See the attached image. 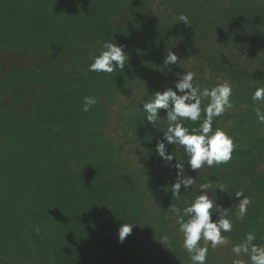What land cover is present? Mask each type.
Returning a JSON list of instances; mask_svg holds the SVG:
<instances>
[{
  "label": "rangeland",
  "instance_id": "374dc122",
  "mask_svg": "<svg viewBox=\"0 0 264 264\" xmlns=\"http://www.w3.org/2000/svg\"><path fill=\"white\" fill-rule=\"evenodd\" d=\"M21 1L26 6L34 2ZM63 1L67 8L59 19L65 29L76 31L79 37L63 53L41 57L29 50L0 47V204L7 210L6 214L0 212V264H111L113 256L110 259L105 249L112 243V235L118 236L122 223L137 225L133 217L125 214L133 208L127 194L122 192L116 200L107 196L106 204L100 205L97 190L102 192L105 187L79 186L85 184L82 181L87 171L97 162L98 150L91 154L87 149L88 131L106 141L105 153L118 174L111 189L135 190L139 195L142 214L138 221L146 237L143 246L152 249V264H192L183 248V234L171 206L182 209L195 199L204 180L198 177L201 172L208 180L226 186L228 194H223L217 203L231 209L228 218L233 221L232 231L222 232L227 241L224 245L213 249L210 242H200L209 248L206 264H233L234 260L250 264L247 256H236L232 247L249 232L257 236L254 243L264 247V187L261 192L256 190L264 183V124L257 121L253 111L254 108L264 111V103L252 100L255 90L264 87V18L257 21L254 25L257 31L252 32L251 26L237 15L244 7L264 11V0ZM182 7L191 9L189 13L194 15L218 11L212 14L223 18H216L204 28V25L200 29L194 27L191 37L193 17L189 18L191 25L177 22L176 10ZM98 11L109 14V35L96 26ZM140 16L145 25L137 28L133 25ZM106 40L124 45L129 60L137 61L141 67L136 79L125 86V93L98 92L99 111L89 118L82 113L62 115L58 112L61 107L37 106L40 97L71 85L70 67L88 70L90 57L99 54ZM169 51L177 54L179 64H163ZM212 62L220 66L214 67ZM169 67L173 71L166 69ZM189 71L196 74L194 83L202 88L225 82L232 85L234 107L214 119L213 130L222 129L234 138L233 153L242 155L247 149L253 150L244 159L233 158L232 154L227 163L205 166L197 172L187 164L180 145H168V152L176 157L173 165L185 164L184 175L195 180L191 189L182 187L176 199L171 189L177 169L167 166L156 153L157 141L167 130L166 111L159 110L156 128L147 121L142 125L133 123L132 116L143 111L142 103L152 99L156 91L174 88L177 74ZM207 103V99L202 102V109ZM74 110V106L67 107L68 112ZM204 119L202 111L199 121ZM145 142L154 143L155 152ZM55 180L79 185L53 191L50 183ZM66 190L68 209L73 213L50 214L57 207V196L67 202ZM237 191H243L252 200L243 220L237 219L239 198L234 194ZM95 210L100 214H95ZM216 218L214 214L213 219ZM245 218L250 220L249 228ZM103 228L106 229L94 244L88 240ZM98 244L99 252L95 255L100 256L92 260L91 252L93 247L97 250ZM71 260L74 262L70 263Z\"/></svg>",
  "mask_w": 264,
  "mask_h": 264
},
{
  "label": "clouds",
  "instance_id": "9594fccd",
  "mask_svg": "<svg viewBox=\"0 0 264 264\" xmlns=\"http://www.w3.org/2000/svg\"><path fill=\"white\" fill-rule=\"evenodd\" d=\"M177 22L191 25L189 17L180 13ZM88 66L90 72L112 74L119 70L123 72L129 61V54L124 45H118L110 40L104 41L100 46L99 54L92 55ZM175 52L169 51L163 64L165 66L179 64ZM172 71L171 68L168 69ZM175 86L167 87L163 91H156L152 99L142 103V109L147 114L146 120L153 127H157L160 120L159 110L166 111L167 130L163 131V138L157 141L156 153L169 167H175L176 181L172 184L173 198L179 199L181 188L189 190L195 183L192 176H185V164L175 163L176 157L168 152V145H180L187 156V164L193 171L207 166L227 163L232 159L235 150L234 138L222 129L213 130L216 117L222 116L228 109L234 107L231 96L233 87L225 82L212 88L200 87L195 81L194 72L177 74ZM179 93V94H178ZM207 99V105L202 109V102ZM254 102L264 103V87L257 88L252 95ZM98 103L95 96H85L82 111L88 112ZM205 119L198 128L189 129L181 121L197 122L201 113ZM257 121L264 124V111L254 108ZM199 194L182 209L174 205L171 211L177 216L179 231L183 234V248L189 253L192 264H206L209 248L201 246L200 242H210L215 249L227 243L222 232H231L233 221L228 218L230 208H222L218 199L227 193L225 185L215 184L210 179L198 187ZM211 194V195H210ZM239 198L237 219L243 220L247 214L252 200L244 195L243 191L234 192ZM232 195V194H231ZM230 195V196H231ZM216 219H213V215ZM134 224L122 223L118 229V242L123 243L125 238L133 231ZM257 239L255 233L249 232L244 240L232 247L236 256H247L250 264H264V247L254 243ZM233 264H247L245 261L234 260Z\"/></svg>",
  "mask_w": 264,
  "mask_h": 264
},
{
  "label": "trees",
  "instance_id": "16d2710c",
  "mask_svg": "<svg viewBox=\"0 0 264 264\" xmlns=\"http://www.w3.org/2000/svg\"><path fill=\"white\" fill-rule=\"evenodd\" d=\"M142 0H139V3ZM173 2V0H172ZM141 5V4H140ZM66 2L63 0H34L30 5L26 6V4L19 0L14 2H5L4 0H0V47H6L10 48L12 50H29L31 54H37L39 56L46 55H55L59 53H63V51L67 48L69 44H71L74 40L79 39L76 31L74 30H68L64 28L63 22L59 19V16L61 13L65 11ZM174 10V9H173ZM189 10L185 7H182L179 10H176V13H184L189 18L193 17L194 23L191 30V33L189 36L192 37L193 35V29L196 27L197 29H200L203 25V28L206 27L205 24H212L216 18L219 17V15L214 16L212 13H218V11H200L195 13H189ZM175 11V10H174ZM193 11V10H192ZM66 12V11H65ZM225 13H228L227 11H224ZM106 14V15H105ZM196 17V18H194ZM223 18V16H220ZM219 17V18H220ZM238 18H240L243 23L249 24L251 26V31L256 32L257 29L254 27V25L259 21L260 19L264 18V11H261L257 8H247L244 7V9L240 10L239 15H237ZM75 21L72 20V23ZM95 23L96 26L104 31H106L109 35L110 33V18L109 14L107 13H101L100 11L97 12V16L95 17ZM145 25V20L142 16L139 17V20L137 23H135L133 26L137 28H142V26ZM209 28V27H207ZM80 36V35H79ZM157 44V43H156ZM155 44V46H156ZM159 45V44H157ZM154 46V47H155ZM19 51V52H21ZM134 59V58H133ZM137 59V58H135ZM213 66H218V62H212ZM138 62L131 60L128 61V63L125 66V69L123 72L117 70L113 72L112 74L107 73H96V72H90L85 67L82 66H76V67H70L69 68V75H70V82L71 85L67 86L63 89H60L58 91H54L50 95L42 96L39 98L37 102V106H51V107H61L62 109H59L58 112L62 115H78L81 114L84 117L89 118L90 116L96 115L99 111L100 106V99L98 98V92H118L119 94L126 92V85L131 84L135 79L137 74H139V70L141 67L138 66ZM220 66V65H219ZM171 68V67H169ZM169 68H166L167 70ZM163 69V68H162ZM172 69V68H171ZM173 71V70H172ZM37 74H35L36 76ZM38 78V77H37ZM33 79V78H31ZM35 81H37L35 79ZM39 82L42 81L41 78L38 79ZM33 81H31L32 83ZM57 92V93H56ZM49 96V97H48ZM58 96V98H56ZM85 96H95L98 100V103L90 109L88 112H83L82 105L84 102ZM102 100V98H101ZM68 106H74L76 110L74 111H67ZM81 107V109L79 108ZM46 113V112H45ZM146 113L144 111L137 112L134 116H132L133 123H138L139 125H142L145 123L146 120ZM33 117L36 118V115H33ZM201 122H192V121H183V125L185 127H188L189 129L198 128L199 124ZM100 136V135H99ZM97 133L88 131L85 135V138L87 139V149L91 152V154H94L93 151L96 149L98 150L96 163L94 164V168L92 170H88L87 174L84 177V180L82 183H85L83 185H79L78 183H67L60 180H55V183H50V189L55 191L57 189L58 191H61L62 187H72L73 185H79L84 187H95L96 185L100 184L105 187V190L100 192L97 190L98 195V202L100 205L106 204L107 196L114 197L112 200L120 199L121 193L124 192L128 196L129 204L131 203L133 205V208L128 210L129 216L133 217L134 220H136L137 225L133 227L132 233L127 236L123 243L118 242V236H113V238L110 239L111 244H107V247L105 250L108 251V255L110 256L111 264H152L151 263V256H152V249L149 247L148 249L144 247L146 237L143 234V230L139 224V219L141 217V206L139 202V195L137 192L129 191V190H113L111 189L114 186L115 181H118L117 176L118 174H115L117 172V169L112 168V163L110 162V157L108 154L105 153V144L106 141L102 136L99 137ZM140 138V137H139ZM97 140V141H96ZM95 142L98 144V148L96 147ZM145 146H147L150 150L155 152V144L152 142H145ZM103 150L104 153L101 151ZM253 149H247L245 152L246 154L240 155L238 152L233 153V158L236 157V159L240 158L244 159L246 158L250 151ZM104 157V158H103ZM92 171V172H90ZM90 173V174H89ZM89 174V175H88ZM199 178H202L203 183L208 181V178L205 177V173H200L198 175ZM159 178H163L162 175H160ZM71 180H77L78 179H71ZM98 183V184H97ZM213 183L216 184V181H213ZM258 184V183H257ZM264 183L261 182L260 186L258 185V189H256L258 192H261L263 190ZM64 187V188H65ZM95 189V188H94ZM252 190H255L252 186ZM67 193V202L65 200H62L60 196L59 201L57 204V207L55 208V211H50V214H72L73 212L69 210V204L68 203V195L69 191L66 190ZM56 198V196L54 197ZM45 203V202H44ZM110 208H108L109 210ZM3 211V214H6L7 210L0 204V212ZM95 214H100L96 213ZM108 211H106L104 214H107ZM114 214V213H113ZM115 214H122L121 212H115ZM66 217V216H65ZM61 218V217H60ZM64 218H61V220ZM66 220L69 218L66 217ZM66 220H62V222H66ZM245 224L249 228L250 227V220L248 218H245ZM106 228H103L101 232L98 234L92 235L88 240H92V243L94 244L97 238L104 232ZM78 236V235H77ZM82 238V235L76 237L74 240L75 243H78V240ZM95 240V241H94ZM94 250L91 252V259L95 258V255L98 253L99 244L96 248L93 247ZM103 249V248H102ZM75 250H72V255L74 254ZM73 259V258H71ZM73 260L70 261L72 263ZM74 262V261H73ZM76 263V262H75Z\"/></svg>",
  "mask_w": 264,
  "mask_h": 264
}]
</instances>
